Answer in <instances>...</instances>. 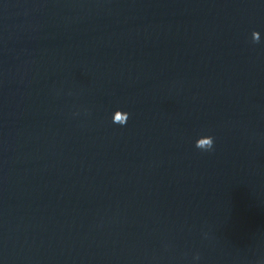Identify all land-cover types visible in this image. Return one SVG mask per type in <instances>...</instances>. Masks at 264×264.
<instances>
[{"label": "water", "instance_id": "95a60500", "mask_svg": "<svg viewBox=\"0 0 264 264\" xmlns=\"http://www.w3.org/2000/svg\"><path fill=\"white\" fill-rule=\"evenodd\" d=\"M222 0H0V168Z\"/></svg>", "mask_w": 264, "mask_h": 264}, {"label": "clouds", "instance_id": "9594fccd", "mask_svg": "<svg viewBox=\"0 0 264 264\" xmlns=\"http://www.w3.org/2000/svg\"><path fill=\"white\" fill-rule=\"evenodd\" d=\"M252 42L253 43H259L260 42V33L258 31H253L252 32ZM121 113H123V115L120 116H116L115 118L112 117V121L113 123L119 124L121 126L125 125L129 119V113L127 112H123L121 110H117ZM195 147L201 151H206V152H210L214 150V137L213 136H201L200 138H198L195 142ZM194 259L199 260L200 256L197 253L194 257Z\"/></svg>", "mask_w": 264, "mask_h": 264}]
</instances>
